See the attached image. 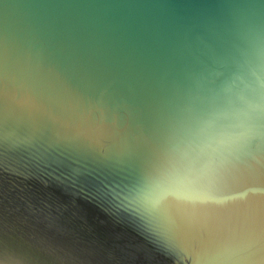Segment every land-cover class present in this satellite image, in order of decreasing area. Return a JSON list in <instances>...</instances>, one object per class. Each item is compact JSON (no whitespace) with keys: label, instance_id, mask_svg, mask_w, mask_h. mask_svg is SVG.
Listing matches in <instances>:
<instances>
[{"label":"water","instance_id":"1","mask_svg":"<svg viewBox=\"0 0 264 264\" xmlns=\"http://www.w3.org/2000/svg\"><path fill=\"white\" fill-rule=\"evenodd\" d=\"M0 264H264V0H0Z\"/></svg>","mask_w":264,"mask_h":264}]
</instances>
